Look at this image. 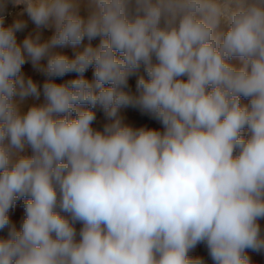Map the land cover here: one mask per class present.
Returning a JSON list of instances; mask_svg holds the SVG:
<instances>
[{
	"label": "clouds",
	"instance_id": "1",
	"mask_svg": "<svg viewBox=\"0 0 264 264\" xmlns=\"http://www.w3.org/2000/svg\"><path fill=\"white\" fill-rule=\"evenodd\" d=\"M11 2L24 8L6 25L0 0V264H206L190 255L199 244L212 264H253L248 252L264 253V0ZM24 13L37 31L18 41ZM68 46L71 57L56 51ZM129 107L162 130L124 123Z\"/></svg>",
	"mask_w": 264,
	"mask_h": 264
},
{
	"label": "rangeland",
	"instance_id": "2",
	"mask_svg": "<svg viewBox=\"0 0 264 264\" xmlns=\"http://www.w3.org/2000/svg\"><path fill=\"white\" fill-rule=\"evenodd\" d=\"M24 5H19V6H14L11 0H9L8 3V8H7V14H6V19H5V24L9 25L13 22L14 19L18 18L20 16V13L23 11ZM22 19H25L27 21V28L23 32L17 33L18 41H22L23 38L28 35L29 33H34L37 31L36 26L28 19L27 14L24 13ZM41 33V38L42 39H48L54 29L52 28H41L39 29ZM86 42V41H85ZM93 45L98 43V39L92 42ZM56 51H60L68 56H73L75 54V49H73L71 46L64 47V48H58ZM42 63H46V61H42ZM23 73L25 76H31L34 81H36L39 85H41L43 82L47 79L43 75V73L35 70L32 66L31 63H27L23 66L22 68ZM92 74H93V69H89L85 75L87 78L92 79ZM141 74H143V69H141ZM76 74L75 73H69L66 74L64 77H55L53 78L56 82L61 83L65 82L69 79L75 78ZM136 76H133L129 80V87L131 91L134 93L136 91L135 89V83H136ZM43 102V96L41 95L39 100H35L34 98H28L24 104L22 105V108L24 111L27 110V108L32 105L33 103L39 104ZM242 103H247V101L242 100ZM96 114H97V119L94 122V127L98 129H102L104 123L107 122L103 112L99 109H96ZM120 115L123 117V121L126 124H130L133 127H148V128H155L158 130H162V125L160 124L159 121L151 118L148 114L142 113L139 109L137 108H124L120 110ZM30 154V150H29ZM23 201L18 202L16 207L10 211V219L12 222L15 224L17 229H19L23 218H24V210H23ZM261 228L264 229V220L260 221ZM77 230L81 227V225L77 224L76 225ZM7 230L4 232H0V237H6ZM193 258L200 257L202 258L206 264H212V261L208 255L207 248L203 244L197 245V247L191 252L190 254ZM248 255L250 256L253 264H264V253H255V252H248Z\"/></svg>",
	"mask_w": 264,
	"mask_h": 264
}]
</instances>
